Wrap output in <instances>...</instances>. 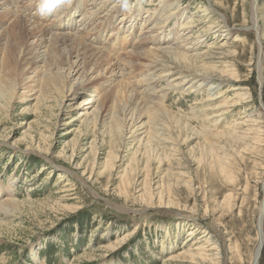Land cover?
<instances>
[{
	"label": "rangeland",
	"instance_id": "374dc122",
	"mask_svg": "<svg viewBox=\"0 0 264 264\" xmlns=\"http://www.w3.org/2000/svg\"><path fill=\"white\" fill-rule=\"evenodd\" d=\"M35 1L33 4L43 8L53 3L52 0ZM93 1H88V8ZM115 1L120 8L123 3ZM142 1V14L131 31L130 42L136 35L175 39L173 33L182 28L176 24L177 20L162 23L167 30L172 29L171 34L149 32L154 24L146 21L158 7V1ZM137 2L127 0L126 9L114 18L115 26ZM258 2L257 23L263 26L259 36L252 31L253 0L182 1V7L188 10L187 16L196 23L194 28H189L193 30L190 37L206 38L199 56L211 49V57L206 61L220 69L223 62L232 65L241 82L227 83L219 99L201 92L193 95L169 92L167 104L172 113L183 124L188 121L192 128L158 122L162 138L155 147L165 157L160 168L158 160L151 162L153 205H143L138 199L144 171L137 176L138 184H134L129 199L120 196L122 171L136 151L140 168L145 164V148H138L144 129L133 126L132 130L126 129L122 141H114V151L119 156L114 171L104 165L113 143L103 127L105 110L98 128L92 124L98 95L103 94V89L81 90L76 100L73 94H68L61 107L53 99L44 105L38 104L31 96L17 102L8 112L0 111V184L11 186L19 203L0 217V264H204L202 257L191 254L199 252L196 248L206 242L201 237L209 233L207 239L212 236L223 246V264H250L260 242L263 247L258 264H264V241L258 239L261 236L258 221L264 220L259 216L264 201V120L260 119V112H264V85L261 88L259 79L261 66L264 79V13L261 15L264 0ZM66 3L61 1L60 6ZM210 3L216 10L211 8L212 14L208 16L205 7ZM57 10L61 11V7L56 6L53 11ZM46 11L42 18L49 14ZM33 13L36 11L32 10ZM219 13H223L230 28L216 31L218 34L214 37V31L205 30L212 22L215 26L223 24L225 19ZM105 15L106 12L96 18ZM80 20H83L80 16L76 17L74 26V21L64 15L59 24L71 26L73 23V30L77 31ZM123 27L124 31L128 29ZM234 28L237 34L227 36L228 29L233 32ZM159 60L166 62V58ZM76 73L72 72L68 80L74 82L78 78ZM168 76L170 81L175 75ZM162 82L157 84L159 88L167 83L166 79ZM234 85L245 90L230 92ZM84 100L88 104L70 109V103ZM27 105L29 109L25 110ZM37 106L42 108L38 110ZM86 111L89 120L84 117ZM146 118L142 116V122L138 120L136 126L145 123ZM255 119L261 124L254 125ZM169 124L171 128H167ZM206 129L214 131L205 135ZM254 129L258 130L262 142H252L246 148L245 142H236L225 134L241 135ZM219 133L222 135L218 136ZM177 178L191 180V187L177 182ZM2 193L1 201L5 200ZM157 196L164 197L165 201L171 199L175 206H158ZM237 251L241 259L234 255ZM214 253L205 251L206 255Z\"/></svg>",
	"mask_w": 264,
	"mask_h": 264
},
{
	"label": "bare ground",
	"instance_id": "6f19581e",
	"mask_svg": "<svg viewBox=\"0 0 264 264\" xmlns=\"http://www.w3.org/2000/svg\"><path fill=\"white\" fill-rule=\"evenodd\" d=\"M37 1L39 0L35 2ZM61 1L65 0H52L53 3L51 4L46 2L47 5L43 8L42 5L33 4L34 0H0V25L2 26L0 31V111L8 112L17 102L20 100L26 101L31 96L34 97V100H37L38 104L44 105L45 101L53 99L61 107L65 102L64 98L68 94H73L75 96L74 100H76V95L81 90L103 89V94L98 95V106L94 110L92 124L93 128H98L99 120L103 118L102 110H105L106 119L103 121V127H105V134L113 142L109 158L104 163L107 167L105 168L114 171L116 167L119 156L114 151L116 149L114 141H122L125 130L129 128L132 130L131 126L144 129L143 133H140L142 136L139 139L138 148H145V164L141 169V160H138V151H136L133 154L134 158L131 163L122 171L120 196L129 199L131 189L138 184L137 176L144 171V179L140 183L143 187L138 199L141 200L143 205H153L155 193L151 184L152 180H150V177H152L151 162L153 159L158 160V168H160L165 157L159 154V150L155 147V143L161 141L162 138V134L158 132V122L161 121L164 125L171 122L182 129L192 128L188 121L183 124L182 119L180 120L172 113L167 104L169 92L177 91L185 95L201 92L209 95V98L216 95L218 97L215 99H219V95L222 94L220 91L225 88L227 83L237 84L241 82L238 79L237 71L232 69L234 68L232 65H227L228 63L223 62L221 69L214 63H208L206 60L211 57V49L208 53L199 56V50L204 48L206 38L200 36L190 37L189 33L193 30L189 28H194L196 23L187 16L188 10L182 7L183 0H157L158 7L155 8L156 10L153 13L151 12L152 14L150 13L149 20L146 21V23L154 24L149 32L159 33L161 31V34H171L172 29L167 30L166 24L162 23L177 20L176 24L179 23L182 28L173 33L175 39L169 40V37L160 39L154 37V35L141 38L140 35H136L135 38L131 39V42L129 39L133 34L131 31L135 29L134 25H136L137 18H140L142 14V0H137L138 2L129 9L130 13L125 16L122 15L123 17L118 26L114 25L115 16L119 15L123 8L126 9L127 0L117 2L123 3L120 8L117 7L119 4L114 3L115 0H94L95 2L93 1L92 4L89 3L90 8H88L89 0H71V3L66 0L67 3L60 6ZM258 1L253 0L251 5V21H253L252 31L259 36L263 26L257 23L259 15ZM58 2L60 3L57 4ZM29 4L30 6L27 8L26 5ZM216 4L219 7L224 6L217 1ZM56 6L61 7V11L57 10L53 13L52 9L54 10ZM205 8H207L205 13H209L208 16L212 14L210 12L211 8L216 10L211 3ZM32 10L36 11V14L31 15ZM46 10L51 11L45 18H42V13ZM105 12V17L96 18L99 15L102 16ZM263 13L264 10H261V15ZM93 14L95 15L92 17ZM64 15L71 21L80 16L83 19L79 21L82 22L80 28L82 26L83 28H79L77 31L73 30L76 24L75 21L74 26L73 23L71 26L68 23L59 24ZM219 15L222 19H225L223 13H219ZM64 18L66 19V17ZM222 22L223 24L218 26H215L214 22L210 23L205 32L212 30L215 33L214 37H216L218 34L216 31H220L222 28L225 29V27L230 28V23L226 19ZM127 23H130L129 26L126 25ZM120 24L128 29L126 31L122 30L123 26ZM98 27L102 29L98 31ZM235 29H233V32L228 29L227 36L237 34ZM185 30L187 31L186 34L183 33ZM92 31L95 32L92 34ZM71 32L74 34H71ZM237 38H239V35H237ZM260 44L261 42L259 46ZM160 58H166V62L160 61ZM72 72H77L76 75L78 76L74 82L68 80ZM172 73L175 76L168 81V75ZM217 75L218 78L214 77ZM222 77H224V80H221ZM162 79H166L167 83L161 89L157 84L163 83ZM259 79L262 88L264 85L262 66L259 68ZM21 89L22 93H20ZM157 89L161 90L157 91ZM231 89L230 92L245 90L239 88L238 85L231 86ZM28 93L30 94L27 95ZM239 95L243 98L240 92ZM85 102L87 103L86 100L81 103L80 101L75 104L70 103V106L72 105L70 109H79ZM28 107L27 105L25 110L29 109ZM41 108L42 106H37L38 110ZM263 114L260 112V119L262 120H264ZM85 116V119L89 120L90 116L87 111L84 112ZM142 116L147 117L146 122L136 126L135 122H138V120L142 122ZM254 121L256 123L254 125L261 124L257 119ZM171 127L172 125L169 124L167 128ZM213 131L206 129L205 135H208L209 132L211 134ZM257 131L254 129L241 135H237L235 132H226L225 134L228 138L236 140V142H245L246 148L252 142H262V137L259 136ZM217 135L221 136L222 134ZM96 145L97 143L94 141L95 159H97ZM46 155H48V152ZM228 178H231V176L228 175ZM180 179L177 178V182H184L187 186L191 185V180L180 181ZM170 187H172L171 184L169 189ZM12 191L11 186L5 187L0 184V193L4 194L5 197L3 201L0 197V217L8 214L12 208L19 205ZM93 195L96 197L97 194L94 193ZM157 197L159 199L158 206H175L171 199L165 201L164 197ZM228 197L232 198L231 195ZM143 210L148 209L144 208ZM259 216L264 217V201L261 204ZM263 223L264 220L258 221L261 235L258 239L262 238L264 241ZM209 235L210 233L201 237L206 242L196 248L199 251L198 253L191 254V256L202 257L205 261L204 264H223L225 256L223 246L218 241H214L212 236L207 239ZM205 251L215 253L206 255ZM229 253L232 254L233 251L230 250ZM254 254L250 264L259 263L258 252L255 251ZM234 255L239 258L241 256L238 251Z\"/></svg>",
	"mask_w": 264,
	"mask_h": 264
},
{
	"label": "water",
	"instance_id": "95a60500",
	"mask_svg": "<svg viewBox=\"0 0 264 264\" xmlns=\"http://www.w3.org/2000/svg\"><path fill=\"white\" fill-rule=\"evenodd\" d=\"M262 247H263V243L262 242H260L259 243V250H258V256H260V252H261V250H262ZM257 263V262H256ZM256 263H254V264H256ZM258 264V263H257Z\"/></svg>",
	"mask_w": 264,
	"mask_h": 264
},
{
	"label": "clouds",
	"instance_id": "9594fccd",
	"mask_svg": "<svg viewBox=\"0 0 264 264\" xmlns=\"http://www.w3.org/2000/svg\"><path fill=\"white\" fill-rule=\"evenodd\" d=\"M69 3H71V0H68Z\"/></svg>",
	"mask_w": 264,
	"mask_h": 264
}]
</instances>
